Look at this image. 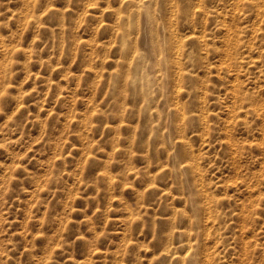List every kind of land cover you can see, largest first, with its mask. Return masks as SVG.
<instances>
[{
	"label": "rangeland",
	"instance_id": "374dc122",
	"mask_svg": "<svg viewBox=\"0 0 264 264\" xmlns=\"http://www.w3.org/2000/svg\"><path fill=\"white\" fill-rule=\"evenodd\" d=\"M140 1L0 0V264H264V0Z\"/></svg>",
	"mask_w": 264,
	"mask_h": 264
},
{
	"label": "bare ground",
	"instance_id": "6f19581e",
	"mask_svg": "<svg viewBox=\"0 0 264 264\" xmlns=\"http://www.w3.org/2000/svg\"><path fill=\"white\" fill-rule=\"evenodd\" d=\"M132 1V0H131ZM144 1V0H143ZM143 1H140L139 3H138V7L139 6H144V4H145V2H143ZM136 5V4H135ZM137 7V6H136ZM149 12V11H148ZM149 13H147V15H148ZM146 15V16H147ZM192 165V164H191ZM187 167V166H186ZM192 168V167H191Z\"/></svg>",
	"mask_w": 264,
	"mask_h": 264
}]
</instances>
